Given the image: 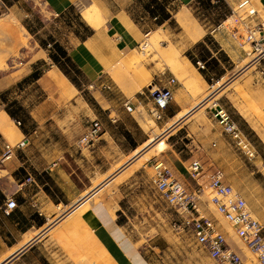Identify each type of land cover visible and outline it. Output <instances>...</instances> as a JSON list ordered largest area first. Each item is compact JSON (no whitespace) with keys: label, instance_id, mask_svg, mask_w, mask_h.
Listing matches in <instances>:
<instances>
[{"label":"crops","instance_id":"crops-1","mask_svg":"<svg viewBox=\"0 0 264 264\" xmlns=\"http://www.w3.org/2000/svg\"><path fill=\"white\" fill-rule=\"evenodd\" d=\"M1 1L6 6L5 17L12 14L21 27L19 29L30 37L28 41L37 47L34 51L37 55L28 61L27 69H23L19 77L14 78L11 72L0 75V91L17 86L19 93H24L35 85L44 94V103H48L33 109L14 98L9 107L1 109L13 123L14 120L21 122L17 126L14 123L18 132L13 139L21 134L27 141L10 159L0 163V171H3L0 173V264L7 258L5 264H206L207 253L189 246L187 239L179 238L165 228L149 233L140 227L149 222L134 214L138 211L139 199L136 198L141 185L138 173L141 171L151 178L147 171L154 167L158 158L152 155L139 165L142 156L137 154L151 140L150 135L156 133L153 126L143 128L134 115L139 105L147 104L144 102L146 97L136 95L130 100L133 108L126 110L123 95L116 99L109 97L119 90L111 89L100 76L121 52L135 48L141 35L153 25L177 21L186 32L183 49L193 46L199 49L184 52L183 58V80L194 92L170 73L167 78H162L159 84L170 88L172 97L161 111L157 127L162 128L168 121L174 122L184 109L211 90L215 91L218 104L248 123L235 105L242 101L234 87L256 89L261 94L260 105L264 107V76L260 73L264 68V53L239 75L229 79L239 68L237 62L243 60L242 48L228 29L207 31L185 7L179 10L174 7L176 2L193 0ZM24 2L30 4L28 8L23 6ZM21 4L24 9L19 14L17 10ZM253 4L257 9L256 22L262 23L258 44L264 46V0L253 1ZM90 6L95 7L97 16L87 20L82 12ZM71 12L78 15L79 22L71 23L69 43L60 42L54 34L43 40L36 37L53 20L55 23ZM32 13L39 17V27L32 26ZM153 14L157 19L152 17ZM26 17L30 22L25 21ZM4 23L0 18V50L13 52L19 43L17 30L15 24ZM54 43L65 50L72 66L84 77V84L110 89L100 94L101 100L93 96L92 107L81 97L79 104L83 101L89 110L84 107L79 110V105L64 109L58 102L64 96L78 93L80 85L49 57L46 46L52 47ZM194 60H201L204 68H198ZM33 72L38 73L32 77ZM170 77L175 78L174 82L168 81ZM248 77L252 78L253 85L248 82ZM61 109L77 112L72 120H61ZM80 115L85 116L81 119ZM205 116L208 127L197 126L191 114L184 117L183 124L170 136L179 135L183 128L182 137L189 139L185 146H198L210 168H223L224 152H230L238 161L241 156L236 152L233 140L223 133L213 110L206 109ZM96 118L101 124L100 135L91 146H81L78 137L87 123ZM53 127L59 128L58 135L43 136L42 130L46 132ZM37 133L39 136L34 139ZM2 134L0 131V156L7 143ZM35 141L39 144L37 148ZM177 157L172 156V160L165 163L181 177L183 174L174 163ZM179 161L184 166L182 163L186 160L179 158ZM9 198L16 203L6 214L3 208ZM188 256L194 258L192 263L185 259Z\"/></svg>","mask_w":264,"mask_h":264},{"label":"rangeland","instance_id":"rangeland-1","mask_svg":"<svg viewBox=\"0 0 264 264\" xmlns=\"http://www.w3.org/2000/svg\"><path fill=\"white\" fill-rule=\"evenodd\" d=\"M240 1L241 0H222L219 3H206L205 0L203 2L193 0L190 3L176 2L174 5L175 9L178 10L185 7L187 12L196 19L200 27L207 31L211 30L216 25V22H218L221 23L219 28H226L231 32L233 40L242 48L241 56L243 57V60L237 62L239 68L234 73H237L235 76L244 71L246 68L242 71H240V69L245 67L254 59V56L261 52H256L253 49L251 41L246 38V28L241 24L242 22L250 24V26L251 24H257L255 19L257 15L253 18L247 16L246 12L237 7V4ZM251 1L252 3L253 1L258 2V0ZM29 5L30 4L27 2L23 3L24 7L26 6L28 8ZM231 8H233L235 12V14L232 15V20L223 22L231 14ZM22 9L24 8L21 4L17 13L21 14L23 11ZM6 12L7 10H0L1 21L6 24H15L19 43L13 49L15 50L13 52L4 51V49L0 50V75L11 72L14 74V78H17L23 73V69H27L28 61L37 55L34 53L37 47L28 41V38L30 37L26 34L24 35L23 30L19 29L21 27H19V23L15 20L12 14L5 17ZM35 12L39 16L38 11ZM82 15L85 19L90 20L94 16H97V10L95 7L90 6L82 12ZM38 16H34L32 13L30 17L32 26L35 25V27H39L38 24L41 23V21H39ZM27 20L28 19L26 17L25 21L30 22ZM54 21L55 20L47 25L46 28L41 29L36 34V37L43 40V38H48V35L51 36L54 34V37L60 42L65 44L69 43L68 35L71 31L72 24L79 22L78 15L71 12V14L66 18L57 20L55 23ZM253 32L255 38L258 39L260 37V33L257 32L256 28H253ZM184 34H186V32L177 21H172L165 25H153L150 30H147V32L142 34L137 46L127 52H121L112 64L106 66L104 74L100 76V78H104V80L111 85V89L116 88L119 90L117 93L110 94L109 97L116 99L120 97V95H123V98L128 97L130 100H133L136 95L143 97V95L139 94L140 91L143 90L146 94L147 89L150 88L151 85L154 83L158 85L162 78L168 77V73L184 82L186 87L191 92H194V89L183 80L185 69L183 58L184 52H197L199 49H196L195 46H193L191 49L184 50ZM143 42L146 43V47H142ZM46 49H51V45L46 46ZM245 61H247V64L244 63ZM64 68L68 71L69 75L74 78L75 82L80 85L78 93L74 92V94H70L59 99L58 102L64 109L68 106L72 108V105H79V110H82L83 107L89 110V107H92L91 103H94L93 96L97 100H101V97H99L100 94H104V90H110L99 89L98 87L96 88L93 86L90 87L84 84V77L81 73L76 72L75 68L68 64H64ZM252 69L253 67L248 71V73ZM157 74H159V76H157ZM234 74L231 75L232 78L235 77ZM248 82L250 85H253L254 83L251 77H248ZM98 85H100V83H98ZM17 88L20 89L16 86V88H9L7 90L0 91V110L4 107H9L12 100L15 99L19 100L21 103L24 101L26 106L28 105V107L33 109L38 106H44L48 103V101L44 103V94L36 88L35 85H31L30 89H26L24 93H19ZM234 91L242 101V103L237 102L235 105L244 115L248 123L240 119L239 116L232 112L231 109L230 114L240 130L241 136L254 148V157L249 159L234 145L236 152L239 153L241 158L237 161L236 159H233L230 152H224V160L222 164L223 168H220V170L224 174L225 181L231 184L233 189L245 199L248 208L264 226V107L260 105L261 94L257 92L256 89L250 87V89L243 90L242 87L237 85L234 87ZM2 93L4 94L2 95ZM215 95L214 90L205 93L201 98L197 99L190 108L184 109V113L190 112L194 106L199 104L196 109L189 113V116L192 114L191 119L197 126L208 127L209 121L205 116V110H214L216 106L214 103L219 101ZM81 97L86 102L88 101L90 105L89 107L82 101V99V105L79 104ZM6 101H8V103H6ZM144 102L147 104L139 105L137 111L134 112V115L139 120L143 128L147 129L150 126H153L156 135L151 134V140L139 150L137 156H142V159L138 164L142 165L146 159L154 155L158 158V162L163 161V165L167 168L169 167L168 169H170L169 164L165 163V161L168 160V162H170L172 160V156L178 155L179 158L186 160L182 163L184 166L179 163L180 161L178 157V159L174 161L183 176L177 177L171 170L172 175L182 181L185 180L187 182L194 183V180L189 178L186 168L192 159L199 160L203 167V173L196 180L203 188L199 204L200 213L213 218L220 224L227 241L237 251V253L244 260H246L247 264H257L255 254L245 246L236 234L235 230L231 227L230 223L224 219L210 200L213 191L208 183L212 174V168L208 167L209 162L204 153L196 145L185 146V143H188L189 139L188 137H182L183 133L181 131L184 130L183 128L178 132L180 133L179 135L175 134L170 136L171 132H175V130L183 124L182 120L184 118H180L181 120L179 119L180 121L173 127L170 126L173 121H168L165 126L158 128L156 125V123H158V119H155L148 112V108L151 107V102L147 98L144 99ZM202 102L204 103L202 104ZM226 106H228V104ZM65 111L66 110L61 109V112H59V119L72 120L73 116L77 112H71V110H68L67 112ZM84 116L85 115H80V118L82 119ZM166 128L170 129L167 133L161 135ZM58 130L59 128L53 127L51 129L48 128L46 132L42 130L41 133L43 136L47 134L48 136L55 137L58 135ZM2 135L6 139V142L11 145L16 144L23 138L21 134L17 135L14 139H9L4 134ZM38 136L39 134L37 133L36 137L33 138L35 139ZM161 138L164 144L160 146V149L158 150L155 145L158 143L159 139L161 140ZM34 147H39L38 141H35ZM152 149L155 150V152H153ZM148 153L149 157L145 158V154ZM121 166H119V168ZM2 172L3 171H0V173ZM154 172V167L149 168L147 171L149 177L151 176V178ZM138 177V181L141 185L140 194H137L138 198H136L139 199L137 200L138 211L134 214L148 219V224H142L140 226L143 231L146 230V232L149 231V233H154L159 228H165L169 232L177 234L179 238L187 239L186 243H189L188 245L192 248L195 246L199 249L200 247L195 244L187 231L177 232L171 226V223L178 219V215L175 210L160 196L159 192L155 190L153 184L151 183V178H147L146 174L141 171L138 173ZM133 200L134 198L131 199V201ZM185 259L191 260V263L194 261L192 256H188V258ZM211 263L215 264V262L209 257L206 264Z\"/></svg>","mask_w":264,"mask_h":264},{"label":"built area","instance_id":"built-area-1","mask_svg":"<svg viewBox=\"0 0 264 264\" xmlns=\"http://www.w3.org/2000/svg\"><path fill=\"white\" fill-rule=\"evenodd\" d=\"M213 1V0H212ZM215 2V1H213ZM237 7L247 13L249 17H255L257 10L251 0H241ZM6 6L0 0V10H5ZM234 9L231 8V14L234 15ZM246 28V38L252 43L253 49L260 50L259 40L255 38L253 28L257 32L262 29V23L250 24L241 23ZM221 23L216 24L212 29L219 28ZM263 51L257 56H261ZM256 56V57H257ZM196 66L204 68L201 60H196ZM264 76V68L260 70ZM174 77L168 81L174 82ZM150 102L151 107L148 112L155 118L160 119L161 111L167 106L172 97V91L165 85L155 83L144 91L139 92ZM216 104L213 110V116L222 127V130L232 140L234 145L243 152L249 159L254 157V148L241 136L235 121L232 119L230 112L222 105ZM126 110H131L133 105L130 99L125 97L124 102ZM16 125H20L19 120H14ZM101 124L96 118L87 123L86 129L78 137V143L81 146H91L100 135ZM26 138H22L16 144L11 145L8 142L4 145V150L0 156V163L10 159L15 150L21 149L26 144ZM154 174L151 178L156 191L165 202L171 206L178 215V219L171 223V226L177 231H187L196 245L204 250L215 264H247L237 251L227 241L220 224L213 218L201 214L199 204L201 201L202 185L198 183L197 178L203 173V167L199 160L192 159L186 172L194 180V183L182 181L172 175L170 169L163 165L162 161H157L154 165ZM209 186L213 194L211 202L228 221L235 230L241 241L256 257L257 264H264V226L258 218L248 208L245 199L237 193L231 184L224 179L223 172L218 168H212V174L209 178ZM15 200L9 198L5 200L3 211L8 214L15 207Z\"/></svg>","mask_w":264,"mask_h":264},{"label":"bare ground","instance_id":"bare-ground-1","mask_svg":"<svg viewBox=\"0 0 264 264\" xmlns=\"http://www.w3.org/2000/svg\"><path fill=\"white\" fill-rule=\"evenodd\" d=\"M227 20H232V15H229V17H227V19H225V21L224 22H226ZM2 26V25H1ZM4 27V26H3ZM12 32V31H11ZM12 34V33H11ZM9 37V36H8ZM4 38H6V36L4 37ZM7 39V38H6ZM5 39V40H6ZM142 47H146V43L145 42H143L142 43ZM263 49H264V46H261V48H260V50L258 51V52H262L263 51ZM260 52V53H261ZM260 53H258V54H260ZM257 54V55H258ZM2 62V61H1ZM247 61H245L244 63H246ZM247 64V63H246ZM7 66V65H6ZM246 68H248V67H246ZM51 72V71H50ZM53 72V71H52ZM51 74H53V73H51ZM56 82V81H55ZM205 102V101H204ZM204 102H202V104L204 103ZM196 105V104H195ZM205 105H207V104H205ZM185 114H187V113H181V114H179L176 118H175V121L174 122H176L177 120H179L180 118H182ZM174 122L170 125V126H172L173 124H174ZM17 126V125H16ZM16 126L14 125V123L11 121V119H9V117H8V115L3 111V110H1L0 111V131L7 137V138H9V139H12L13 137H14V135H16L17 134V132H18V130H17V128H16ZM164 144V142H163V140H162V138H161V140L159 139V141H158V143H156V145H155V147H157V149L159 150L160 149V146H162ZM156 149V150H157ZM152 151L153 152H155V150H153L152 149ZM146 157H149V153L148 154H145V158ZM29 240V239H28ZM28 240H26V241H28Z\"/></svg>","mask_w":264,"mask_h":264},{"label":"trees","instance_id":"trees-1","mask_svg":"<svg viewBox=\"0 0 264 264\" xmlns=\"http://www.w3.org/2000/svg\"><path fill=\"white\" fill-rule=\"evenodd\" d=\"M199 2H203L204 0H197ZM206 3H213V1H215V3H219L222 0H205ZM150 13H153L152 10H150ZM152 17H155V19H157L156 14H153ZM216 24H218V22H216ZM49 57L55 62L57 63V65L62 69V71L68 75L70 77V79L75 82L74 78L71 77L68 73L67 70H65L64 68V64H68L70 66H72V64L69 61V58L66 56V52L65 50L58 44V43H54L51 47V49H49L48 52ZM63 58V59H61ZM193 62V61H192ZM194 63L196 64V60H194ZM73 67V66H72ZM74 68V67H73ZM76 70V69H75ZM76 72L80 73L78 70H76ZM38 72H33L32 73V77L36 76ZM8 112L9 115H12V113L8 110H6ZM20 121V120H19ZM21 123V122H20Z\"/></svg>","mask_w":264,"mask_h":264},{"label":"water","instance_id":"water-1","mask_svg":"<svg viewBox=\"0 0 264 264\" xmlns=\"http://www.w3.org/2000/svg\"><path fill=\"white\" fill-rule=\"evenodd\" d=\"M264 53V52H263ZM262 53V54H263ZM259 58V56H257L256 58H254L251 62H249L245 67H243L242 69H240V71H242L244 68H246V67H248L253 61H255L256 59H258ZM239 71V72H240ZM237 74V73H236ZM236 74H234V76L236 75ZM232 78V77H231ZM230 78V79H231ZM215 92V91H214ZM199 106V104H197L196 106H194L191 110H190V112H188L184 117H186L187 115H189V113H191L194 109H196L197 107ZM184 117H182L181 119H183ZM180 119V120H181ZM180 120H177L171 127H173V126H175ZM170 127V128H171ZM170 128H166L165 130H164V132L161 134V135H163V134H165V133H167V131L170 129ZM107 179H109V178H107ZM106 181V180H105ZM104 181V182H105ZM103 183V182H102ZM99 187V186H98ZM9 258H7L6 260H4L1 264H5L6 263V261L8 260Z\"/></svg>","mask_w":264,"mask_h":264}]
</instances>
